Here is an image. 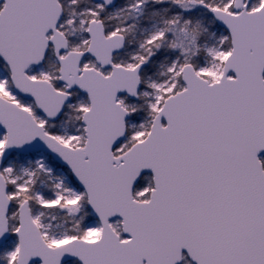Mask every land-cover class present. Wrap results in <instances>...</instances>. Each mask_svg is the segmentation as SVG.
Here are the masks:
<instances>
[{"label": "snow or ice", "instance_id": "1", "mask_svg": "<svg viewBox=\"0 0 264 264\" xmlns=\"http://www.w3.org/2000/svg\"><path fill=\"white\" fill-rule=\"evenodd\" d=\"M0 264H264V0H0Z\"/></svg>", "mask_w": 264, "mask_h": 264}]
</instances>
